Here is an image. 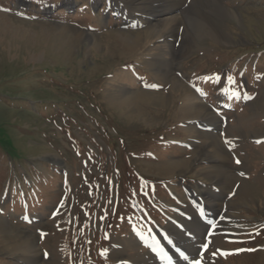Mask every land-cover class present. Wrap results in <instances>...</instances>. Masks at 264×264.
Instances as JSON below:
<instances>
[{
    "label": "rangeland",
    "instance_id": "rangeland-1",
    "mask_svg": "<svg viewBox=\"0 0 264 264\" xmlns=\"http://www.w3.org/2000/svg\"><path fill=\"white\" fill-rule=\"evenodd\" d=\"M205 1L172 0L181 6L147 22L150 4L132 0H0V264H32V240L34 264H149L145 233L173 246L196 226L195 184L221 191L219 216L231 202L241 223L229 236L208 223L201 264H264V0ZM138 91L161 102L131 113L116 100ZM204 130L256 196L240 201L196 160L212 150Z\"/></svg>",
    "mask_w": 264,
    "mask_h": 264
},
{
    "label": "bare ground",
    "instance_id": "bare-ground-1",
    "mask_svg": "<svg viewBox=\"0 0 264 264\" xmlns=\"http://www.w3.org/2000/svg\"><path fill=\"white\" fill-rule=\"evenodd\" d=\"M132 1H138V3H141L140 5H142V3H145V4L149 3L150 4L151 12H149V14H148V16H149L148 19L149 18L150 19L147 22H151L150 21L151 18L157 17V16L161 17L160 19L163 20V19H165L164 15L166 14V12H169V11H171V9L176 8L178 6H181L180 5L181 2L172 3L171 2L172 0H132ZM201 3H202V1H201ZM206 4H208V6H211L210 7L211 10L217 11V10H220L223 8V6H221V4L219 2H217V0H206L204 5H206ZM142 6H144V5H142ZM144 7H146V6H144ZM188 9L190 11V8H188ZM188 9L186 8V10H188ZM223 10H225V9L223 8ZM189 11H187V12H189ZM171 18L173 19L172 16H171ZM167 19H168V17H167ZM172 19H171V21H172ZM5 21H6L5 17L0 15V24L4 23ZM161 23H162V21H161ZM172 24H174V23H172ZM165 25H166V23H165ZM153 29L150 28L149 32H151V31L153 32ZM174 29H175V27L172 28V30H174ZM118 38H119V35H118ZM120 38H121L122 42L124 43L123 44L124 47L131 49L133 42L131 43L130 41H132V40L126 39L127 37L124 38V36L120 37ZM174 41H176L175 38H174ZM170 73H171V71H170ZM157 75H159V73ZM167 78H169V76ZM162 79H164V78L162 77ZM150 94H151V92L149 93L148 91L147 92L146 91L122 92L120 95H118L116 97V100H118V102L120 100V102L122 101L124 104H126L127 107L125 109L132 113L133 109H137L136 106L141 101L161 102L162 98H159L156 96L152 97V95H150ZM142 97H144V98H142ZM190 104L192 105L191 102H190ZM196 104H197V102H196ZM257 104L259 105V107L264 109V97ZM187 106H186V109L188 110ZM194 106H196V105H194ZM191 108H193V106ZM191 108L189 107L190 110H191ZM200 108H202V107H199V106H198V108L195 107V109H196L195 112H196V115L198 116V119H204V120L208 121V126H218L219 125V122L216 120V117L214 115L212 116L213 113H211L210 111H207V110L201 113ZM190 110H189V112H190ZM193 115H194V113H193ZM199 132H200V137H202L203 139L208 141L209 145L212 146V150L210 152L209 151L205 152V150L207 148L204 147L206 149L202 150L201 154L197 157L196 160H198V161L199 160H202V161L207 160L208 162H210V164H213V165H211V167H212L211 171H215L218 173V175H220V177H221L220 186L225 191H227L228 186L232 185L233 183L236 184L239 187V193L241 195L240 201L243 199H246V201H248L249 197L253 198L254 196H256V194H257L256 187H254V186L248 187L247 185H245L246 183L244 184V181L242 180V178L240 176H237L233 171H231L230 169L225 167L224 162L227 159V152H226L227 148L225 147V145L222 141V137L218 133L214 134L212 131H208V130L199 131ZM261 136H264V132H260L256 135V137H261ZM194 139L196 140V138H194ZM197 144H199V143H197ZM200 144H201V142H200ZM178 163H180V161ZM174 164L175 163H173L172 165L174 166ZM172 165H170L169 167H171ZM171 169L172 168H170V170ZM248 185H249V183H248ZM199 191H200V185L199 184L192 185V192L194 194H192L191 197L194 198L193 203H195V206L199 209L198 212L200 215H203L205 217L207 216L206 220L203 222V221H201V218L197 216V213H193V212L190 213V215H192V218H194V220L197 218V222H195L196 226L193 229H191L192 231L190 230V228H186V229L190 230L189 232L186 231L185 229H183V231L182 230L178 231L179 233H181L178 235L180 237H182V239H181L179 244H177L174 241L176 244H174L172 246V248H174L175 253L178 252L179 254L175 257L174 261L169 262V264L180 263V261H179L180 257L182 258L181 260L187 261V264H193L194 260H198V257H196V254L198 253V250L200 248V247H198V245L201 246V244L204 243L203 237L205 235V230L208 228L207 225L215 217L217 218V220L215 222L216 226L224 227V232L226 234L225 236H229V235H231V233L236 232L238 230L236 228L237 225L241 224L238 222V220H236L238 215L236 213H232V211H233L232 206H234V204L231 205L230 204L231 202L228 203V205H230L229 206L230 208L228 209V210H230V212L223 211L222 217L219 216L220 208L218 207L219 206L218 200L222 197V194L220 193L221 191H219V193H218V192H215V191L210 190L208 188V189H206V194H208V193L209 194L205 195V196L204 195L201 196L200 194H198ZM206 221H207V223H206ZM192 223H190V225H192ZM7 232H8V230H7ZM197 235L200 237H198ZM214 238H216V240H218L219 236L214 237ZM24 242L26 244V241H24ZM29 246L31 248V249H28V250H30L29 251L30 258L29 259H30V262L32 264H34L36 262V256L37 255L35 253V249L33 248V240H32V242L30 241ZM122 247H123V245L121 243H116L114 250H113V253L117 254V255L122 254V250H121ZM167 248L168 247L166 246L165 247L166 251H167ZM172 248H170V249H172ZM184 248H186V249H184ZM183 250H185V251L187 250V253H185ZM142 256L135 255V256H133L132 260L137 263L138 261L143 260ZM148 261H149V264H164V263H161L160 261H158V259L156 257H153V255H152V257L150 256V259ZM139 264H140V262H139Z\"/></svg>",
    "mask_w": 264,
    "mask_h": 264
},
{
    "label": "snow or ice",
    "instance_id": "snow-or-ice-1",
    "mask_svg": "<svg viewBox=\"0 0 264 264\" xmlns=\"http://www.w3.org/2000/svg\"><path fill=\"white\" fill-rule=\"evenodd\" d=\"M233 78L232 77H229V80H232ZM150 87H157V85H148ZM233 95L239 97L240 96V93L239 92H233ZM247 98H251V97H247ZM258 143L261 142V141H257ZM225 143L229 144L230 146L234 147V145H232V142L229 141V140H226ZM241 161L239 159L236 160V163L239 164ZM241 175H243V173H241ZM202 247H207V245H202ZM106 251V250H105ZM193 264H201V261L200 260H194L193 261Z\"/></svg>",
    "mask_w": 264,
    "mask_h": 264
}]
</instances>
